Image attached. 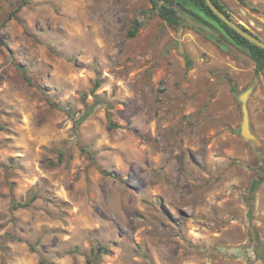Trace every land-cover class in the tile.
<instances>
[{
	"label": "rangeland",
	"instance_id": "1",
	"mask_svg": "<svg viewBox=\"0 0 264 264\" xmlns=\"http://www.w3.org/2000/svg\"><path fill=\"white\" fill-rule=\"evenodd\" d=\"M220 1L264 41V0ZM179 16L170 27L149 0H0V264H88L99 245L97 264H264V148L242 136L239 100L254 85L264 145V71Z\"/></svg>",
	"mask_w": 264,
	"mask_h": 264
},
{
	"label": "trees",
	"instance_id": "2",
	"mask_svg": "<svg viewBox=\"0 0 264 264\" xmlns=\"http://www.w3.org/2000/svg\"><path fill=\"white\" fill-rule=\"evenodd\" d=\"M149 1L151 2L153 9L158 13V15L162 18V20L165 21L170 27L184 28L181 22V18L179 16V11H182L191 18L197 20L199 24H201L203 27L217 29L220 34L219 38L223 40V43L234 45L237 48H244L249 52L251 59L254 61L256 65L257 75L261 74L264 71V50L251 44L245 38H243L234 30H232L222 20H220L209 8L205 0H149ZM239 1L244 6L249 7L248 3L245 0H239ZM213 2L223 13H225L229 18L233 19L232 16L226 11L225 6L222 5L220 0H213ZM251 10L256 13L262 12L261 11L262 9H260L259 7H251ZM141 26L142 25L138 21H136L133 30L130 32V36L135 37L138 31L140 30ZM240 26L249 33L259 38V36L254 34L251 30H249L245 26L243 25ZM188 63L190 64V62ZM99 102H103V99H96L95 104L86 109L84 116L78 121V125L84 123L94 113L95 106H97ZM112 126L114 127V125ZM0 129L2 130L3 127L0 126ZM81 149L83 153L89 154L88 148L82 147ZM63 157L64 155H60V159H62ZM109 175L114 176L113 173H109ZM39 198L40 195L35 194L26 203L15 204L14 209L18 210L21 208L31 207ZM248 215L249 218L252 220L254 213L251 205ZM255 247L256 248L261 247V243L259 242L258 239ZM70 253L79 254V249L74 248L70 250ZM106 254H108V248L99 245L97 249L91 253L90 256L86 257V261L88 264H97L100 261L101 257ZM259 258L262 261H264V257L260 254H259Z\"/></svg>",
	"mask_w": 264,
	"mask_h": 264
},
{
	"label": "water",
	"instance_id": "3",
	"mask_svg": "<svg viewBox=\"0 0 264 264\" xmlns=\"http://www.w3.org/2000/svg\"><path fill=\"white\" fill-rule=\"evenodd\" d=\"M209 8L213 11V13L222 20L226 25H228L232 30H234L236 33H238L240 36L245 38L247 41H249L251 44L259 47L260 49L264 50V41L256 37L255 35L249 33L245 29H243L239 23L235 22L233 19L229 18L225 13H223L213 2V0H205ZM253 86L250 87L248 91L243 93L239 96V100L243 103V125H242V136L247 139L248 141H251L254 143L257 147V149L262 150L264 148V145L262 141L252 133L250 128V119H249V111L247 107V99L249 98V95L253 89Z\"/></svg>",
	"mask_w": 264,
	"mask_h": 264
}]
</instances>
